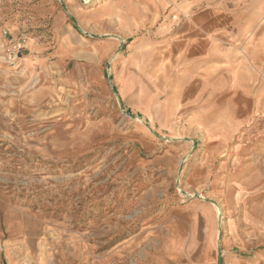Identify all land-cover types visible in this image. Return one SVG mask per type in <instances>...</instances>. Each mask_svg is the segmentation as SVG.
I'll return each instance as SVG.
<instances>
[{
    "label": "rangeland",
    "instance_id": "1",
    "mask_svg": "<svg viewBox=\"0 0 264 264\" xmlns=\"http://www.w3.org/2000/svg\"><path fill=\"white\" fill-rule=\"evenodd\" d=\"M234 224L264 226V0H0V264H209Z\"/></svg>",
    "mask_w": 264,
    "mask_h": 264
},
{
    "label": "crops",
    "instance_id": "2",
    "mask_svg": "<svg viewBox=\"0 0 264 264\" xmlns=\"http://www.w3.org/2000/svg\"><path fill=\"white\" fill-rule=\"evenodd\" d=\"M226 230L227 233L220 241L222 264H264V248H259L264 244L255 242V239L264 241V226L255 228L234 224L233 231L228 226ZM218 239L220 240L219 231L216 232L212 226H208L201 248L209 264L218 259Z\"/></svg>",
    "mask_w": 264,
    "mask_h": 264
},
{
    "label": "water",
    "instance_id": "3",
    "mask_svg": "<svg viewBox=\"0 0 264 264\" xmlns=\"http://www.w3.org/2000/svg\"><path fill=\"white\" fill-rule=\"evenodd\" d=\"M133 117L136 118L135 116H133ZM220 241H221V237H220L219 246H218V261H219V264H222L223 254H222V250H221V246H220Z\"/></svg>",
    "mask_w": 264,
    "mask_h": 264
},
{
    "label": "bare ground",
    "instance_id": "4",
    "mask_svg": "<svg viewBox=\"0 0 264 264\" xmlns=\"http://www.w3.org/2000/svg\"><path fill=\"white\" fill-rule=\"evenodd\" d=\"M103 6V5H102Z\"/></svg>",
    "mask_w": 264,
    "mask_h": 264
}]
</instances>
